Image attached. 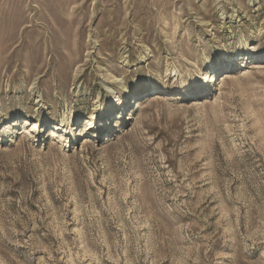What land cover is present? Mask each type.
<instances>
[{
	"label": "rangeland",
	"instance_id": "1",
	"mask_svg": "<svg viewBox=\"0 0 264 264\" xmlns=\"http://www.w3.org/2000/svg\"><path fill=\"white\" fill-rule=\"evenodd\" d=\"M0 264H264V0H0Z\"/></svg>",
	"mask_w": 264,
	"mask_h": 264
},
{
	"label": "bare ground",
	"instance_id": "2",
	"mask_svg": "<svg viewBox=\"0 0 264 264\" xmlns=\"http://www.w3.org/2000/svg\"><path fill=\"white\" fill-rule=\"evenodd\" d=\"M231 58V57H230ZM73 60V59H72ZM231 61H234V58H232V59H229L227 62H231ZM214 77V76H213ZM219 80V79H218ZM95 118H96V116H93V118L92 119H94L95 120ZM91 125H93V123L91 124ZM89 129H92L91 128V126H89Z\"/></svg>",
	"mask_w": 264,
	"mask_h": 264
}]
</instances>
